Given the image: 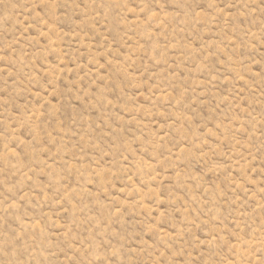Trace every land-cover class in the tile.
<instances>
[{
  "label": "rangeland",
  "instance_id": "obj_1",
  "mask_svg": "<svg viewBox=\"0 0 264 264\" xmlns=\"http://www.w3.org/2000/svg\"><path fill=\"white\" fill-rule=\"evenodd\" d=\"M0 264H264V0H0Z\"/></svg>",
  "mask_w": 264,
  "mask_h": 264
}]
</instances>
